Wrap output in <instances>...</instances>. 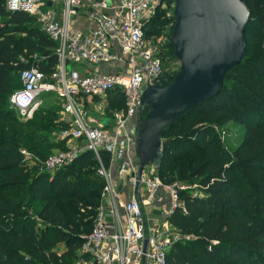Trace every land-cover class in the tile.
Wrapping results in <instances>:
<instances>
[{
	"label": "trees",
	"instance_id": "obj_1",
	"mask_svg": "<svg viewBox=\"0 0 264 264\" xmlns=\"http://www.w3.org/2000/svg\"><path fill=\"white\" fill-rule=\"evenodd\" d=\"M244 1L249 16L243 58L225 73L215 96L160 133L156 176L187 186L178 191L181 205L166 221L190 236L170 245L165 264H264V0ZM162 12L156 10L143 26L144 38H166L157 55L162 66L157 85L170 83L178 69L165 64L168 56L175 59L174 18ZM54 51L55 43L32 16L9 12L0 0V264L72 262L96 213L103 179L91 151L51 171L40 169L51 150L64 149L68 139L46 138L69 127L68 118L57 114L60 106H39L22 121L8 101L20 88L22 70L34 67L45 75L53 70ZM106 97L108 109L123 107L118 88ZM227 123L243 130L232 149L213 130ZM21 147L32 152L33 161H26ZM99 157L107 168L108 155L100 151Z\"/></svg>",
	"mask_w": 264,
	"mask_h": 264
},
{
	"label": "built area",
	"instance_id": "obj_2",
	"mask_svg": "<svg viewBox=\"0 0 264 264\" xmlns=\"http://www.w3.org/2000/svg\"><path fill=\"white\" fill-rule=\"evenodd\" d=\"M159 1L5 0L7 11H23L34 18L55 43L56 55V64L48 75L34 67L19 73L20 88L9 95L10 106L25 120L40 106V93H54L61 101L60 114L68 117L74 128L72 138H80V148L69 147L66 152L49 155L40 169L51 171L89 150L98 162L97 174L104 180L101 196L105 198L96 209L90 231L81 235L77 257L68 264H165L170 245L190 237L168 228L166 221L181 205L178 191L183 186L164 185L168 207H153L164 220L156 225L149 221L148 208L163 184L158 176L144 170L137 186L135 182L134 129L128 125L136 124L143 88L156 84L162 74L157 56L159 40L146 39L143 32ZM100 65L108 70L101 71ZM114 88L122 93L123 108L107 118V126L87 123L82 105L106 96ZM70 134L63 130L59 137L68 138ZM100 151L108 155L107 168L101 164ZM20 153L27 158L24 150ZM111 173L131 188L128 197L123 196L128 189L112 187Z\"/></svg>",
	"mask_w": 264,
	"mask_h": 264
},
{
	"label": "water",
	"instance_id": "obj_3",
	"mask_svg": "<svg viewBox=\"0 0 264 264\" xmlns=\"http://www.w3.org/2000/svg\"><path fill=\"white\" fill-rule=\"evenodd\" d=\"M172 16L170 43L178 69L170 83L147 84L140 93L133 143L136 186L145 167L159 163L161 131L215 96L245 51L249 9L244 0H173ZM145 245L144 238L142 250Z\"/></svg>",
	"mask_w": 264,
	"mask_h": 264
},
{
	"label": "rangeland",
	"instance_id": "obj_4",
	"mask_svg": "<svg viewBox=\"0 0 264 264\" xmlns=\"http://www.w3.org/2000/svg\"><path fill=\"white\" fill-rule=\"evenodd\" d=\"M172 6L173 4L171 5H167V3L165 2V0H160L156 7L154 8V13L156 10L158 11H163L162 13L164 14L163 16L165 17H169L171 14H172ZM153 13V14H154ZM77 21V20H76ZM80 22H82V20H80ZM73 26H75V23H72ZM164 31L168 34L169 32V25L167 24L165 27H164ZM164 43H166V38L163 37L161 39V41L159 40V44L160 45H163ZM169 59L166 61V66L171 68L170 70H174L176 68V66L178 65V62L175 61V59H172L171 56H168ZM39 97L41 98V104H40V107H44V106H47V105H59L60 106V109L59 111L57 112V114L59 115V117H63L61 114H60V111H61V101L59 99V97L57 95H55L54 93H40L39 94ZM94 102L92 103H87V104H83L82 108H83V111H84V114H83V118L84 120L87 122V123H95V124H102L103 120L104 119H107V118H112L113 114L120 111L121 109H108L107 108V102H108V99L106 96L102 97V98H95V100H93ZM37 110V109H36ZM15 115L16 112H15ZM19 118V117H18ZM66 119L68 117H65ZM20 119V118H19ZM29 119V118H28ZM22 121H25V120H22ZM67 121L69 122V127H68V132L71 133L69 136H68V139L67 141L65 142V148L64 149H52L51 152H50V155L52 154H55L57 152H66V150L69 148V147H74V148H80L81 145L79 144V139H73L72 138V135H75L73 134L74 132V128H72L71 126V121L70 119L68 118ZM128 127L133 131L134 127L133 125H128ZM213 130L214 132L216 133L217 137L219 138L220 142L223 143V145L227 146L229 149H232L239 141H240V136L242 134V128L240 126H236L234 125L233 123H227V124H224V125H214L213 126ZM60 132L61 131H55V132H52L51 134H49L46 138H48V141L50 142H56V141H59L60 140ZM21 150H24L28 156L26 158V161L27 162H31L34 160V157H33V154L30 150H27L26 148L24 147H21L20 148ZM144 172L146 174H153V175H156V170L155 168L153 167H145L144 169ZM161 180V179H160ZM162 182V180H161ZM111 184H112V187L114 189H122V185L125 184V180L124 179H120V178H117V176L114 174V173H111ZM163 184V187H160L159 189V199H160V194L161 193H166L165 189L164 188V185L166 186L167 183H164L162 182ZM103 186H104V180L102 182V186H101V189L99 191V200H98V205L96 207V209L98 208L99 204L102 202L103 198H105V196H101V193H102V189H103ZM129 189L128 191H124L125 193L123 194V196L126 198L128 197L126 194H129L130 193V187L127 186ZM187 186H183V188H186ZM189 187V186H188ZM192 187V186H191ZM194 193V192H193ZM167 194V193H166ZM163 205V206H162ZM161 209H164V208H167L168 207V204L165 205V203H161L160 205H158ZM159 221L161 222L160 224H163L164 221H162L161 218H159ZM159 224V225H160ZM169 227L168 228H171L172 227L170 225H168ZM171 229H168V232L169 233H173V231ZM57 249L59 250L60 247H57Z\"/></svg>",
	"mask_w": 264,
	"mask_h": 264
},
{
	"label": "crops",
	"instance_id": "obj_5",
	"mask_svg": "<svg viewBox=\"0 0 264 264\" xmlns=\"http://www.w3.org/2000/svg\"><path fill=\"white\" fill-rule=\"evenodd\" d=\"M74 67L77 68V70L80 69L79 66H74ZM99 69L101 71L108 70V68L106 66H104V65H100ZM105 120H106V125H104V121ZM107 121H108L107 119H104L103 122H102V125L107 126ZM127 186L128 185L125 183L124 185H122V189H129ZM138 189H141V187H139ZM159 193H157L156 197L152 200L151 207L148 208V210H149V221L152 220L153 223H155L156 225H159L161 222L158 219L159 216L157 215L156 211L153 210V207H158V205H160L161 203H165V205L168 204L167 194L166 193L165 194L161 193L160 194V199H159ZM162 221H164V220H162Z\"/></svg>",
	"mask_w": 264,
	"mask_h": 264
},
{
	"label": "flooded vegetation",
	"instance_id": "obj_6",
	"mask_svg": "<svg viewBox=\"0 0 264 264\" xmlns=\"http://www.w3.org/2000/svg\"><path fill=\"white\" fill-rule=\"evenodd\" d=\"M135 126H136V124H135ZM135 126H134V128H135Z\"/></svg>",
	"mask_w": 264,
	"mask_h": 264
}]
</instances>
